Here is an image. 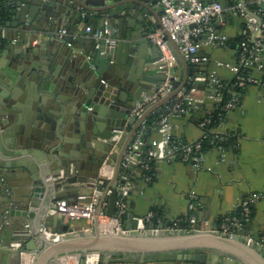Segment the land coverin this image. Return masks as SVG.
Masks as SVG:
<instances>
[{"label": "crops", "instance_id": "obj_1", "mask_svg": "<svg viewBox=\"0 0 264 264\" xmlns=\"http://www.w3.org/2000/svg\"><path fill=\"white\" fill-rule=\"evenodd\" d=\"M16 1L18 0H6L5 2L8 15L5 21V38L0 47V75L12 62L16 51L12 46L15 29L6 25L11 21V12L17 9L14 5ZM237 1L239 0H224V4L230 6ZM150 4L154 11L142 14L148 19V26L152 31L161 26L162 9L158 1L150 2ZM262 8L261 4L256 10ZM45 25L47 24L42 25V28H46ZM70 26L71 21L63 16L61 29H65L66 33L61 35L63 37H55L54 39L60 42L53 44L52 48L48 47L39 52L38 57L41 60L34 61L40 65L47 64L50 68L49 75L37 77L35 84L27 85L28 90L20 89L19 100H17L19 103L15 105L19 109L16 113L23 119L20 128L25 130L28 127L29 132L37 137L42 131L45 133L54 131L53 114L57 113L59 121L67 123L66 127L61 128L65 132L64 144L68 147L67 151L73 149L71 146L75 143L79 130L82 128L79 125L82 124L85 130L87 127V123L80 116L82 111L77 103L78 97L74 94L73 87L76 84H71L69 80L73 75L80 77L85 91V87L88 88L98 78L94 67L88 64L86 58L81 60L80 66L77 64L79 62H76L78 56L69 55L72 47L68 40L73 41L80 51L88 50V43L83 41L86 36L69 32ZM245 26L246 22L243 17L225 12L222 22H218L217 27L229 36L231 44L227 48L204 47L200 53L207 55L210 62L193 66V75L189 77L191 83L184 87L185 90H191L194 87L197 93L204 92L206 94L205 104L182 115L170 117L174 140L191 143L203 138L207 132L213 134L220 132L236 136L235 146L227 149L223 156L216 148L206 151L204 160L199 166L184 162L179 157L171 160H157L154 166V179L151 182H145L142 179V171L136 168L135 178L131 181L127 191L128 214L124 220L126 226H131L137 218L154 212L153 209L159 211V222L161 223H171L178 218L185 217L188 214V204L192 195H195L202 205L198 215L202 212L205 215L209 214L208 220L212 224V222H218L219 217L230 215L249 196L258 194L261 197L253 204L252 217L246 230L256 237L264 234V51L250 68H244L246 74L254 78L255 82L242 87L239 92V107L226 110L219 123L209 129L201 126L200 120L206 113L216 108L217 102L213 98L215 91L205 80L195 78L197 75L203 76L216 70L223 81L229 85L233 83L237 73L228 66H217L216 62L223 61L229 65L238 63L241 43L238 37L242 36ZM141 27L143 25L138 24V28ZM41 42L50 44V39L45 38ZM131 42L122 40L124 46L120 55L108 62H98V70L102 75L128 91L123 96L127 104H130L134 96L142 90L141 85L155 87L157 84L153 82L160 81V78L153 74L159 59L156 44L149 41L148 44L132 45ZM65 44L67 46L64 47ZM173 63L175 70L180 74L181 69L176 59ZM27 73V77H33L31 70ZM80 93L84 94V92ZM168 104L169 102L160 109L167 108ZM91 126L92 130L90 129L89 132L93 131ZM128 126L130 131L131 126L129 124ZM146 139L148 142L161 139L157 121L154 122V127L147 130ZM120 150L121 145L114 150L116 151L113 155L114 167ZM75 172L76 174L77 172L90 174L94 171L90 164L89 168H80ZM121 173L122 166L118 179ZM28 176L31 185L27 182ZM38 176H42L43 179L41 173ZM48 178L47 176L44 179L45 182ZM35 183L33 176L24 169H19L16 173L5 174L0 180V264H21L19 253L23 249L29 250L27 245L33 239L38 247L42 246L38 229L44 225L43 215L40 213V210L44 209L43 203L40 204L42 208L35 217L11 214L16 204L28 206V203L23 200L31 197ZM61 190L65 192L62 199L70 200L75 196L76 189L73 184ZM90 192L91 188L81 187L79 195ZM79 195L76 196V201ZM102 206L107 209L108 202L105 201ZM154 222L156 221L153 220L152 223ZM67 224L77 229L75 233L83 234L89 227L94 230V222L86 219L69 221ZM194 251L207 252L208 260H216L218 263H224L227 258V253L215 249L196 248ZM237 254L234 253V255ZM176 255L177 252H172L162 254L156 259L134 255L127 256L125 262L106 264H177ZM238 260L237 258L234 262L237 264ZM78 261L72 256L66 260L67 264H78ZM199 263L202 262H196V264ZM58 264L64 263L61 260Z\"/></svg>", "mask_w": 264, "mask_h": 264}, {"label": "water", "instance_id": "obj_2", "mask_svg": "<svg viewBox=\"0 0 264 264\" xmlns=\"http://www.w3.org/2000/svg\"><path fill=\"white\" fill-rule=\"evenodd\" d=\"M156 1L18 0L14 2L17 9L11 12V21L6 25L15 29L12 46L16 51L12 62L0 75V180L5 174L16 173L19 169L26 170L33 176L36 185L31 197L23 200L28 203V206L16 204L11 214L35 217L43 207L40 213L43 215L44 226L54 231L69 233L59 242L44 241L45 243L40 247L36 245L34 239L31 240L27 248L38 252L34 264H58L61 260H67L71 256L79 260L78 264H106L125 262L127 256L139 255L156 259L162 254L172 252H177V264H196V262H202L199 264H236L234 261L237 258L239 259L237 264H264V248L260 245H247L243 235L227 237L219 232L202 231V221L210 217L209 214L205 215L203 212L198 215L196 232L176 231L160 236H141L137 231L131 235L103 233L98 227L97 219L94 220V230L91 232L75 233L77 229L71 228L70 224L63 223L57 216L47 215L48 207L64 197L65 192L61 189L69 188L71 184L75 185V196L69 200L75 202L81 187H92L88 179L98 176L106 157L112 151L114 130L123 128L127 123L131 129L119 141L121 150L114 167V175L105 187L100 203L102 207L105 201L108 202L106 213L110 217L115 216L118 175L128 145L134 140L141 123L151 113L166 106L167 102L174 98L186 84L191 83L189 77L193 75V66L188 63L177 44L170 40L169 47L181 69L180 77L174 82L172 92L149 106L140 117H135L130 116L134 102L142 93L152 94L166 75L158 72L156 68L153 74L158 76L160 81L153 83L157 86L141 85L142 90L134 96L130 104H127L123 96L128 91L108 80L98 70V62H108L120 55L124 46L122 40L132 41V45L148 44L151 41L148 36L151 28L148 26V19L142 13L147 14L149 11H154L150 2L155 3ZM219 1L225 6L224 0ZM262 7L264 8V4ZM63 16L71 21L69 32L86 36L82 39L88 43V50L83 52L73 41L68 40L72 47L69 55H77L76 62H79L77 64L80 66L81 60L86 58L88 64L92 65L98 74L96 82L90 84L88 88L85 87V91L80 77L73 75L74 78L69 80L71 84H76L73 89L82 111L80 116L87 123L86 130L82 124L79 125L82 128L79 130L75 143L71 146L73 149L69 151H67V145L64 144L65 132L61 130L62 127H66L67 123L59 121L57 113L53 114L54 133L42 131L37 137L29 132L28 127L25 130L20 128L23 119L16 113L19 109L15 106L19 103L17 100H19L20 89H27V85L31 83L35 84L37 77L49 75L50 68L47 64L40 65L34 61L41 60L38 57L39 52L48 47L52 48L53 44L60 42L57 39L58 42H56L54 38L61 36L59 32ZM44 24H47L46 28H42ZM138 24H142L143 27L138 28ZM87 27H91L90 32L86 31ZM105 27L109 29L111 38L118 39L115 46L107 41V36L99 39L92 36L94 30H103ZM167 37H169L168 34ZM45 38L50 39V44L41 42ZM97 44L99 47L96 46ZM155 48L159 52L157 45ZM28 70H31L33 77H27ZM79 92H84V94H79ZM90 126L93 127L92 132H89ZM115 153L116 151L111 154L107 163H113ZM90 164L94 172L90 174L77 172L76 174L77 169L89 168ZM40 173L43 179L42 176H38ZM47 176L49 178L45 182L44 179ZM27 182L31 185L30 177ZM109 189L111 192L107 194ZM41 203H43L42 207ZM211 226L217 228L218 223L212 222ZM127 227L135 229L137 221ZM196 248L215 249L227 253V258L224 263H218L216 260L209 261L208 253L196 252L194 251ZM234 253L239 255H234ZM19 256H21L20 253Z\"/></svg>", "mask_w": 264, "mask_h": 264}, {"label": "built area", "instance_id": "obj_3", "mask_svg": "<svg viewBox=\"0 0 264 264\" xmlns=\"http://www.w3.org/2000/svg\"><path fill=\"white\" fill-rule=\"evenodd\" d=\"M161 9V26L152 30L149 37L154 42L160 52L157 60L158 72L164 73L166 78L152 93H142L135 101L130 116L140 117L144 111L160 100L163 96L169 94L174 89V82L179 79L180 74L175 70L173 61L175 60L172 50L169 47V41L177 44L184 57L192 66H199L203 63H209L210 58L201 54L204 47H222L229 46L230 38L227 34L221 32L217 23L222 22L225 12L243 17L246 26L243 30V40L240 43V52L238 63L229 65L223 61H217L219 67L228 66L237 73L236 80L233 85L244 87L247 84L254 83L255 79L249 74L240 75L242 69L250 68L256 62L258 56L264 51V8L258 9V6L264 4V0H239L230 6H224L219 0H157ZM255 8H251V6ZM256 11L258 13H256ZM193 24V26H191ZM5 23L1 16L0 5V47L5 38ZM87 32L91 31V27H87ZM61 35L66 33L65 29L59 32ZM167 34L169 37H167ZM110 31L107 27L103 30L96 29L93 37L99 39L107 36V41L115 46L117 39L111 38ZM99 47V44L96 45ZM195 78L203 79L214 89L213 98L216 102L222 99L221 90L226 86L227 82L223 81L216 70H213L203 76L197 75ZM104 83L105 80H103ZM231 85V84H230ZM206 102V94L204 92H196L193 87L191 90L184 88L171 99L166 111H164L157 120V128L161 134L158 141L148 142L146 139V119L138 128L134 140L128 145L127 152L122 161V173L118 179V198L116 201L115 216L110 217L106 213V209L100 207L101 198L104 189L108 185L109 180L114 175L113 163H107L111 158V154L115 148L119 146V141L124 134L129 132V126L126 123L123 128L114 130L112 141L114 146L112 151L106 157L99 174L96 178L88 179V183L92 185L91 192L88 194H80L78 201L70 202L67 199H59L48 207L47 215L57 216L63 223L73 220L86 219L94 222L98 220V227L103 233L131 235L137 231L141 236H160L178 232H196V224L198 221V211L201 203L195 195L188 204V214L185 217L178 218L171 223L153 222L154 212H149L144 216L136 219L137 227L129 228L125 225L124 220L128 214L127 191L131 181L135 178V170L139 168L142 171V179L145 182H151L152 176L147 173L150 171V164L144 160L146 155L149 160H162L179 157L182 161L199 166L205 157L202 150L201 139L196 142H183L174 140L172 135L171 116H179L190 110L197 109ZM240 101L233 97L224 106L225 110H233L239 107ZM92 107H90L91 109ZM212 123V118L205 117L200 125L206 127ZM228 134L216 132L214 139L219 143L216 149L223 156L227 148L223 145L228 138ZM102 186V188H100ZM109 189L107 194H110ZM260 195L254 194L242 201L238 206L241 207V216H226L218 223L217 228H212L210 221L204 220L201 224V230L206 232H219L221 235L233 237L235 235H243L246 244L249 246L260 245L264 248V235L254 236L246 230L247 222H249L252 214L251 207L260 199ZM29 226V225H27ZM91 232L89 227L86 231ZM85 231V232H86ZM246 232V233H245ZM68 232L54 231L50 227L40 226L38 236L41 245L46 242H59L67 237ZM21 264H34L37 257V250H21Z\"/></svg>", "mask_w": 264, "mask_h": 264}, {"label": "trees", "instance_id": "obj_4", "mask_svg": "<svg viewBox=\"0 0 264 264\" xmlns=\"http://www.w3.org/2000/svg\"><path fill=\"white\" fill-rule=\"evenodd\" d=\"M5 2L6 0H0V5H1V16L4 20V23L7 19V12H6V9H5ZM251 8H255V6H251ZM239 40H243V36H239L238 37ZM231 44V40L229 41V45ZM242 74H246V72L244 71V69H242L240 71V75ZM236 80V79H235ZM235 80L233 81V83L231 85H229L228 83L226 84V86L221 90V93H222V99L220 102L217 103L216 105V108L209 112V113H206L205 116L200 120V122L205 118V117H210L212 118V123L207 125L205 128L206 129H209V128H212L213 126H216L220 119L225 115V112L226 110L224 109V106L227 104V102H229L233 97H236L238 98V100L240 101V95H239V92L241 91L242 87H239L237 85H233ZM171 103V100L169 101V104ZM168 104V105H169ZM167 108H162L156 112H154L153 114H151L147 119H146V128L147 130L151 129L152 127H154V122L157 121L159 119V117L161 116V114L166 111ZM209 133L208 136L206 138H203L201 139V144H202V150L204 152L212 149V148H216V145L219 143L217 140L214 139V134L213 133H210V132H207ZM228 139L223 142V145L227 148V149H230V148H233L236 144V136L232 135V134H228ZM144 160H148L147 162H149L151 168H150V171H147L148 174H150L152 176V178L154 179V166H155V163L157 160H149L147 158V156L145 155L144 156ZM152 179V180H153ZM253 208V206L251 207V209ZM154 213H155V216H154V220L156 222H159V211L157 209H153ZM241 207H236L235 210L230 214V215H227V216H237V217H240L241 216ZM226 217V216H221L218 218V222H221L223 220V218ZM251 217H252V214H251ZM251 219V218H250ZM250 221V220H249ZM249 222H247L248 224ZM264 235V234H262Z\"/></svg>", "mask_w": 264, "mask_h": 264}, {"label": "bare ground", "instance_id": "obj_5", "mask_svg": "<svg viewBox=\"0 0 264 264\" xmlns=\"http://www.w3.org/2000/svg\"><path fill=\"white\" fill-rule=\"evenodd\" d=\"M63 263H64V264L67 263L66 260H63ZM69 263H70V262H69Z\"/></svg>", "mask_w": 264, "mask_h": 264}, {"label": "rangeland", "instance_id": "obj_6", "mask_svg": "<svg viewBox=\"0 0 264 264\" xmlns=\"http://www.w3.org/2000/svg\"><path fill=\"white\" fill-rule=\"evenodd\" d=\"M67 264V263H66Z\"/></svg>", "mask_w": 264, "mask_h": 264}]
</instances>
